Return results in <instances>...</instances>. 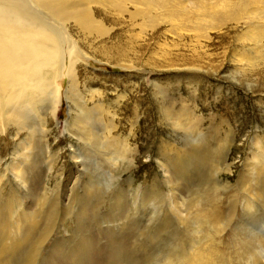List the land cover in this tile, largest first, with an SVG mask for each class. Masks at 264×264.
<instances>
[{
  "label": "rangeland",
  "instance_id": "obj_1",
  "mask_svg": "<svg viewBox=\"0 0 264 264\" xmlns=\"http://www.w3.org/2000/svg\"><path fill=\"white\" fill-rule=\"evenodd\" d=\"M91 10L69 126L0 130V264H264V0Z\"/></svg>",
  "mask_w": 264,
  "mask_h": 264
},
{
  "label": "bare ground",
  "instance_id": "obj_2",
  "mask_svg": "<svg viewBox=\"0 0 264 264\" xmlns=\"http://www.w3.org/2000/svg\"><path fill=\"white\" fill-rule=\"evenodd\" d=\"M126 1L129 0H0V130L2 132H5L8 124L24 125L23 122L29 117L37 119L35 125L45 134L47 117L54 120L56 125L59 124L57 113L63 95L67 100L69 114L63 127L66 129L65 127L69 126L73 112L71 91L76 80L74 72L76 57L69 59L68 68L64 71V46L61 33H67L65 27L70 21L85 31H97L102 27L92 14L93 4H117ZM136 1L138 0H134ZM156 1L158 5L168 4V0ZM48 14L54 22H61L62 32L53 21L49 20ZM249 33L250 36L262 37L260 35L264 36V28L258 29L256 33L251 31ZM64 78L68 79L65 88L61 82ZM86 115L81 118L82 124L86 122ZM32 136V133L28 132L24 137V143L29 149L33 145ZM28 153H22L23 160L28 161ZM20 158L19 161L16 160L17 162L13 160L11 171L15 178L18 177V180L24 182L26 175L24 170H20L23 167ZM191 264L195 263L191 262Z\"/></svg>",
  "mask_w": 264,
  "mask_h": 264
}]
</instances>
